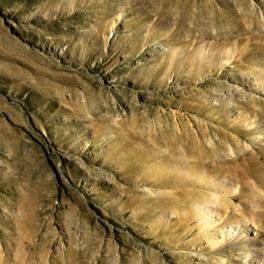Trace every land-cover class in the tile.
<instances>
[{"label":"rangeland","instance_id":"1","mask_svg":"<svg viewBox=\"0 0 264 264\" xmlns=\"http://www.w3.org/2000/svg\"><path fill=\"white\" fill-rule=\"evenodd\" d=\"M256 75L264 0H0V264H238L197 215L264 231Z\"/></svg>","mask_w":264,"mask_h":264},{"label":"bare ground","instance_id":"2","mask_svg":"<svg viewBox=\"0 0 264 264\" xmlns=\"http://www.w3.org/2000/svg\"><path fill=\"white\" fill-rule=\"evenodd\" d=\"M255 77L257 78H253L251 82H248L249 83L248 85H250L249 88H251V90H255L257 93L264 96V77L258 76V75H256ZM257 126H259L260 128H263L262 126H264V123L257 124ZM258 170H259V165L255 164L251 170L250 168L247 170L249 171L247 175L249 177H256L258 175L257 174ZM203 179L204 178H202V180ZM256 179H255V182H257L261 178L259 177V179L257 180ZM212 185L214 188L219 187V184L216 182H214V184ZM220 187L222 188L221 184H220ZM260 187L261 185L259 186V188ZM260 190L262 191L263 189L260 188ZM233 197L236 198V195L233 194ZM230 204L231 203H229L228 205ZM262 205H264V202ZM216 210L217 209H215L214 211V209L210 208L209 206L207 209L200 211L197 216H199L200 218L199 221L201 222V225H203V227H206V231L210 237V239L208 240L213 241L214 245H216V248L223 249L222 256L226 258L225 260L224 259L223 260L228 261V262L230 261L231 263L233 254L236 251L238 250L242 251V249H247L249 255H242L240 253L241 256H239V258L237 259L238 264L239 263L240 264H264V231L260 229H256L254 226H252L251 223H249L244 218L243 219H231L230 217H228V215L227 216L220 215ZM214 223L218 225L217 229L219 233L213 234L210 232L212 228L211 224L213 226Z\"/></svg>","mask_w":264,"mask_h":264}]
</instances>
